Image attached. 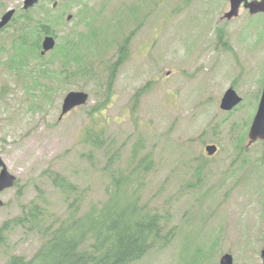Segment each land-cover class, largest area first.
I'll return each mask as SVG.
<instances>
[{
  "label": "rangeland",
  "instance_id": "rangeland-1",
  "mask_svg": "<svg viewBox=\"0 0 264 264\" xmlns=\"http://www.w3.org/2000/svg\"><path fill=\"white\" fill-rule=\"evenodd\" d=\"M24 1L0 0V19L16 10L0 31V155L18 178L0 191V227L42 198L53 217L66 216L49 168L77 183L72 198L79 196L81 212L105 200L108 157L83 135L90 111L107 97L104 61L132 34L129 58L94 120L121 151L123 167L140 138L142 154L153 153L143 202L170 213L173 235L135 264H218L229 240L240 264L250 252L255 258L246 242L264 224V141L249 144L248 133L264 86V13L241 6L228 19L230 0H42L31 9ZM26 12L52 26L54 49L41 53L47 34L39 49L18 41ZM231 86L243 101L227 111L221 102ZM71 90L88 92L89 101L61 116ZM209 143L219 147L213 156ZM0 238V264L12 255L31 258L43 243L23 226Z\"/></svg>",
  "mask_w": 264,
  "mask_h": 264
},
{
  "label": "trees",
  "instance_id": "trees-1",
  "mask_svg": "<svg viewBox=\"0 0 264 264\" xmlns=\"http://www.w3.org/2000/svg\"><path fill=\"white\" fill-rule=\"evenodd\" d=\"M30 14L26 12L22 15L23 20L18 21L21 33L17 39L23 45L30 44V47L39 49L42 35L55 33L49 23ZM131 36L127 35L119 43L116 57L112 61H104L108 71L107 97L90 111L92 119L83 135V140L91 143L94 151H101L108 157L104 165L110 176L106 188L107 197L100 203H92L86 211L81 212L79 196L72 198L78 193L77 183L58 170L47 169V178L68 203L67 214L64 218L53 217L56 211L44 198L23 206L18 215L0 227V237L13 226H23L40 235L43 243L31 258L12 255L5 264H135L154 248L169 244L173 235L168 230L170 213L154 210L143 202L146 176L154 168L153 153L142 154L143 139L140 138L127 166L123 167L120 163L121 151L112 149L107 129L102 124L96 125L94 120L95 115L107 107L118 71L129 58ZM32 37H36L34 42H31ZM79 70L85 72L84 68ZM143 90L144 87L135 93L132 109H137Z\"/></svg>",
  "mask_w": 264,
  "mask_h": 264
},
{
  "label": "water",
  "instance_id": "water-1",
  "mask_svg": "<svg viewBox=\"0 0 264 264\" xmlns=\"http://www.w3.org/2000/svg\"><path fill=\"white\" fill-rule=\"evenodd\" d=\"M41 0H25L24 9H29L34 7ZM54 6L57 5V1L54 2ZM241 6H244L252 14L264 13V0H230V10L225 13L226 18L230 19L239 14ZM15 9H9L0 19V31L5 28L15 14ZM71 18V15L69 16ZM56 46V38L53 35L47 34L42 42V54L54 49ZM89 93L83 90H71L67 93L64 98L62 114L70 112L72 109L85 105L89 100ZM242 102V96L236 91L234 87H229L221 102V108L227 111L234 109ZM250 142L249 144L257 141L258 139L264 140V87L262 96L254 116L253 122L250 126L248 133ZM218 147L215 144H209L206 147V150L210 155L214 154L217 151ZM0 191L14 187L17 183V176L13 174L4 159L0 155ZM5 205V201L0 197V207ZM221 264H233V257L231 254H225L222 258Z\"/></svg>",
  "mask_w": 264,
  "mask_h": 264
},
{
  "label": "flooded vegetation",
  "instance_id": "flooded-vegetation-1",
  "mask_svg": "<svg viewBox=\"0 0 264 264\" xmlns=\"http://www.w3.org/2000/svg\"><path fill=\"white\" fill-rule=\"evenodd\" d=\"M258 140H260V139H258ZM261 141H264V140H261ZM249 142H250V139H249ZM209 144H207V145H209ZM211 144H215V143H211ZM207 145H206V147H207ZM215 145H217V144H215ZM217 147H218V145H217ZM217 151H218V149H217ZM214 154H212L211 156H213ZM255 228H257V225L255 226ZM246 245L249 249V252L251 249H254L256 251L255 258L253 257V254L250 252L251 255L249 258H247V263L248 264H264V224H262V228L258 227L257 233L254 234L253 236H251L250 240L246 242ZM236 246H237V242H232L231 240H229L228 247L226 249H223L221 252L218 264L222 263V258L225 254H231L232 255L233 264H240L239 255H238L237 251L235 250V249H237V248H235ZM237 258H239V260Z\"/></svg>",
  "mask_w": 264,
  "mask_h": 264
}]
</instances>
